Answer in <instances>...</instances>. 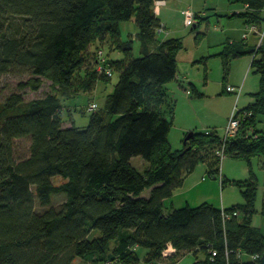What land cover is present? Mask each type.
Instances as JSON below:
<instances>
[{
	"label": "trees",
	"instance_id": "16d2710c",
	"mask_svg": "<svg viewBox=\"0 0 264 264\" xmlns=\"http://www.w3.org/2000/svg\"><path fill=\"white\" fill-rule=\"evenodd\" d=\"M238 1L245 10L235 15L245 25L264 22V0ZM133 18L140 57L132 56L134 39L124 41L120 28ZM161 25L154 0H0V86L5 75L27 77L4 98L0 87V264H73L86 257L95 264H175L189 253L195 264H260L253 257L264 252V231L250 215L264 217V203L256 208L254 175L239 185L244 204L225 209L229 218L208 202L165 204L202 160L217 177L223 157L211 153L222 151L224 137L194 131L182 151H172L176 103L166 85L177 78L181 43L159 41ZM244 40L228 41L218 53L225 79L234 60L251 56L260 88L254 103L238 110L240 128L224 152L257 156L264 169V41L257 48ZM105 48L125 60L111 59ZM116 70L120 79L105 109L91 113L86 127L65 126L62 99L92 92ZM45 81L50 92L25 98V90L37 92ZM22 139H29V156L18 159ZM136 156L150 163L144 173L131 163ZM55 176L64 181L55 184ZM57 194L65 200L51 206ZM169 245L176 253L164 260Z\"/></svg>",
	"mask_w": 264,
	"mask_h": 264
},
{
	"label": "rangeland",
	"instance_id": "374dc122",
	"mask_svg": "<svg viewBox=\"0 0 264 264\" xmlns=\"http://www.w3.org/2000/svg\"><path fill=\"white\" fill-rule=\"evenodd\" d=\"M212 4H216L217 6L214 5L211 11L208 9L205 14H201V18L197 19L198 24L196 28L193 29L194 25L191 27L185 26L182 19L169 25L170 32L168 34L164 32L162 35L160 33L159 36L160 38L169 37L180 40L181 49L177 54L179 74L191 83V99L200 101L198 114L202 120L203 128L216 132L223 138L226 135V128L234 108L237 107L240 110L254 103L252 94L258 92L260 88V76L252 70L249 78H247L246 72L243 70L244 65L242 64L244 61H247L244 58L231 66V70L225 79L222 59L218 53H220L228 41L236 43L245 41L244 35L247 30L244 18L233 13V10L243 11L242 4L238 0H196L197 7L195 8L201 12L202 8L206 5L213 6ZM221 4L227 5L228 7L222 9L219 7ZM122 25L125 34V31L131 34H135L138 31L135 18L122 23ZM247 41L251 45L255 42L254 38H248ZM105 51L106 55L110 53L108 48H105ZM132 56H141L138 40L133 44ZM110 58L113 60H125V55L119 52H113L112 54L110 53ZM120 74V71H114L112 77L109 75L111 78L107 82L99 81L92 92L79 91V93H76L71 98L62 99L63 104L67 107L63 113L66 122L72 119L70 122H74L76 126L86 127L90 121L91 113H93L87 109L88 104L91 101L96 102L99 109L97 110L102 112V109H105L107 95L114 90L115 85L120 79ZM26 79L27 77L24 76L5 75L2 78L0 86L3 95L2 98L13 92H19V83ZM246 80H248L247 83ZM243 82L242 96L239 101H236V95L227 93L225 87L227 85L241 86ZM48 92H50V82L45 81L39 91L33 92L27 89L24 91V94L27 100H32L43 97ZM201 93L204 95L200 96ZM229 111L230 114L228 117ZM227 117L228 122L225 123L224 121ZM64 125L66 126V123ZM260 125L264 129V123ZM181 134L176 128L171 129L169 132V143L173 152L184 149V143L181 140L182 138L184 140L188 133L184 137ZM29 145V139H22L16 142V156L18 159H24L29 156ZM211 155L214 159L218 158L219 151H214ZM131 163L137 170L143 173L150 168L149 161L141 156L133 157ZM208 166V161L202 160L194 167L190 176L192 180L200 183H197L198 185L192 191H185L186 185H182L177 189L175 191L176 196L174 197V202L177 205L180 202H183L181 205L184 206L188 204L196 205L198 202H201L195 201L199 195L201 198L204 197L208 203L225 201V205L227 206L240 207L244 204V199L239 185L251 180L254 175L259 186L256 208L258 210L262 208L264 203V169L261 158L257 156L247 158L227 155L220 159L218 163L217 167L220 172H218L217 177L208 175ZM63 181V178L60 176L53 178L55 184H60ZM149 194L150 190L147 189L143 193V196L146 197ZM190 197H193V199ZM188 198H190L189 203H187ZM64 200V194H57L53 196L51 206L58 207ZM170 203L168 202L167 204L168 208L171 207ZM37 206L39 210L43 209L39 205ZM226 208L228 207H222V211L226 215V218H229L230 215L226 213ZM239 213L236 211L234 215L237 216ZM250 218L252 219L251 225L253 227H261L264 231L263 216L256 213L253 217L250 215ZM94 234L95 236H100L101 232L96 230ZM90 236H93V233ZM204 257V253L201 252L198 254L199 259H204ZM95 261L96 259L93 257L76 258L73 264H95ZM110 263V261L107 262V264ZM195 263V256L189 253L181 258L177 264ZM166 264H172V262L168 260Z\"/></svg>",
	"mask_w": 264,
	"mask_h": 264
},
{
	"label": "crops",
	"instance_id": "0c3cea01",
	"mask_svg": "<svg viewBox=\"0 0 264 264\" xmlns=\"http://www.w3.org/2000/svg\"><path fill=\"white\" fill-rule=\"evenodd\" d=\"M186 3H189V4L186 5ZM212 5L213 6L206 5L204 8H202V11L200 12V11H197L198 9L195 8V7H197L196 6V0H167L166 5L162 6L158 10V12H155L158 19L160 20L161 24L164 26V29L160 32L161 34L160 33L159 34L162 35L164 32L168 34L170 32L169 31V25L175 23L176 21H181L183 19L182 11L188 7L192 8L198 14L197 15L198 17L196 18V22L193 26V29L196 28L197 24H198L197 19L201 18L200 17L201 14H205L208 11V9L211 11V9L216 4H212ZM219 7H221L223 9L225 7H228V6L221 4V5H219ZM242 7H243L242 9L244 11L245 6L243 4H242ZM227 9H229V8H227ZM238 12H240V10L239 11L233 10L234 14L238 13ZM230 13H232V12H230ZM122 23H124V22H122ZM122 23L120 24V28L122 31V39L124 41H126V40H128V38L130 36H132V38L134 39V42L137 40L139 41V46H140V50H141V42L137 38L138 31L135 34H131V33H128L127 31H125L126 32V34H125L123 27H122L123 26ZM183 23H184V20H183ZM185 26H187V25L185 24ZM187 27H191V26H187ZM249 38H254L255 42L253 43V45L257 43V36L256 35H251ZM158 39H159V41H164V40H168L171 38H169V37L160 38V36L158 35ZM248 43L250 44L249 41H248ZM244 58H246L247 61H244L242 63L244 65L243 70L246 72L247 78H249L251 71H252V68H251L252 57L251 56H245V57L238 58V59L233 61L232 65H234L236 62H239L240 60H243ZM178 70H179V68H178ZM247 81L248 80H246V83H247ZM244 82H245V80H244ZM244 82L241 86L232 85L234 87L241 88V93H240L239 99L238 100L236 99V101H239L241 96H242ZM227 86L225 87L226 92L230 93V94H234L233 92L227 91ZM166 87H167L169 94L175 100V103H176L175 114H174V118H173V126L171 129L176 128L178 132L182 133L181 134L182 137H184L185 134H187L191 131H193V132L194 131H208V130H205V128H203L202 120L198 114V107H199L200 101H196V100L194 101L191 99V95H192V92H190L191 83L184 76H181L178 72L177 78L175 80H173L172 82L168 83L166 85ZM207 96H209V95H207ZM196 103H197V108H196ZM230 111H231V109H230ZM230 111L228 113V117H229ZM228 117L225 119V121H224L225 123L228 122ZM65 123L67 126L72 124L70 121L69 122L65 121ZM181 141L184 143L183 138ZM191 174L192 173H189L184 180L183 186L186 185L185 191H192L198 185L197 183H200V182H195V180H192V177L190 176ZM175 196H176V192H174L173 196L170 199L165 200V204L167 205L168 202H171L170 204L174 208L183 207L184 205H181L183 202H180V204H178V205L174 202ZM190 198L193 199V197H190ZM190 198L187 199V203H189ZM195 201H201V202H198V204H196V205H192V204H188V205L197 206V205H200L204 202H207V200H205L204 197L201 198L199 195L197 196ZM209 203H212V202H209ZM212 204H214L216 207H219V208L230 207V206L225 205V201L218 202V203L213 202ZM138 251H139V254L141 255V257L144 256L146 253V250H144V249H138ZM179 262H180V260L177 263H179ZM177 263H175V264H177ZM139 264H148V263L140 262ZM158 264H164V263L160 262Z\"/></svg>",
	"mask_w": 264,
	"mask_h": 264
},
{
	"label": "built area",
	"instance_id": "2783aa9c",
	"mask_svg": "<svg viewBox=\"0 0 264 264\" xmlns=\"http://www.w3.org/2000/svg\"><path fill=\"white\" fill-rule=\"evenodd\" d=\"M167 0H154V10L155 12H158V10L160 9V7L166 5ZM183 14V20L184 23L187 26H193L196 22V16L197 13L190 7L184 9L182 11ZM164 29V26L161 25V27L159 28V33ZM246 33L244 35V39H248L251 35H256L257 36V48L260 47V45L263 43L264 41V22H262L261 24L258 23H250L246 25ZM99 70L102 71V68L99 67ZM109 75H111V72H108ZM227 91L229 92H233L236 93L237 96V100L239 99L240 93H241V88H237L231 85L227 86ZM87 109L91 112H94L98 109V105L96 102H90L88 104ZM240 123H241V117L239 116L238 113V108L235 107L233 112H232V116L229 120V124L226 128V135L223 138V142H224V147L222 148V151H219V155L224 157L225 156V144L227 141L231 140L232 138H234L237 135V132L240 128ZM223 216L226 218V215L223 213ZM176 253V249H174V247L172 245H169L167 249H165L163 251V256H164V260L172 258ZM216 252H213L212 255L213 257L216 256ZM213 257L211 258V262L213 261ZM254 259H260V257L255 256L253 257ZM165 264V263H164Z\"/></svg>",
	"mask_w": 264,
	"mask_h": 264
},
{
	"label": "water",
	"instance_id": "95a60500",
	"mask_svg": "<svg viewBox=\"0 0 264 264\" xmlns=\"http://www.w3.org/2000/svg\"><path fill=\"white\" fill-rule=\"evenodd\" d=\"M193 136H194V132H193V131L189 132L188 135L186 136L185 140H184V145H185L186 142H187L190 138H192ZM259 263H260V264H264V252H263V254H262L261 257H260V261H259Z\"/></svg>",
	"mask_w": 264,
	"mask_h": 264
}]
</instances>
